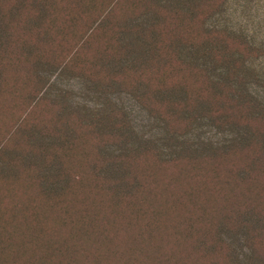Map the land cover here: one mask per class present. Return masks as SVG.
I'll list each match as a JSON object with an SVG mask.
<instances>
[{"label":"rangeland","instance_id":"1","mask_svg":"<svg viewBox=\"0 0 264 264\" xmlns=\"http://www.w3.org/2000/svg\"><path fill=\"white\" fill-rule=\"evenodd\" d=\"M240 114L264 0H0V264H264L216 189L219 153L264 155Z\"/></svg>","mask_w":264,"mask_h":264},{"label":"trees","instance_id":"2","mask_svg":"<svg viewBox=\"0 0 264 264\" xmlns=\"http://www.w3.org/2000/svg\"><path fill=\"white\" fill-rule=\"evenodd\" d=\"M223 104H218L219 108L216 111L227 113L234 110V113H241L243 110L242 106L232 105L229 109L228 105ZM240 121L256 129V125L260 128L259 124L263 123L264 118L244 119L240 114ZM216 159L230 162L229 170L226 167L221 169L218 164L216 180V189L221 191V197L234 200L235 208H232L234 211L225 210L227 213L231 212L227 217H234L236 211L238 214L249 212L261 222L259 230L255 228L250 231L249 245L256 255L259 253L264 258V155L258 149V145L252 142L243 148H232L225 153L221 152Z\"/></svg>","mask_w":264,"mask_h":264}]
</instances>
